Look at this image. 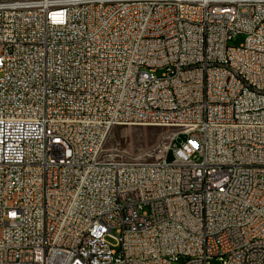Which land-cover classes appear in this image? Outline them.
Returning <instances> with one entry per match:
<instances>
[{"label":"built area","instance_id":"built-area-1","mask_svg":"<svg viewBox=\"0 0 264 264\" xmlns=\"http://www.w3.org/2000/svg\"><path fill=\"white\" fill-rule=\"evenodd\" d=\"M179 261L264 264V0H0V264Z\"/></svg>","mask_w":264,"mask_h":264},{"label":"rangeland","instance_id":"rangeland-1","mask_svg":"<svg viewBox=\"0 0 264 264\" xmlns=\"http://www.w3.org/2000/svg\"><path fill=\"white\" fill-rule=\"evenodd\" d=\"M243 41L244 36L238 35L229 42V46L238 47ZM156 75L159 76L160 72ZM172 133L173 130L164 127L118 126L110 131L103 153L107 158L123 161H154L167 145ZM172 264H182V261Z\"/></svg>","mask_w":264,"mask_h":264}]
</instances>
